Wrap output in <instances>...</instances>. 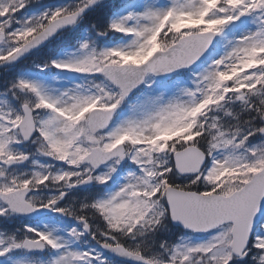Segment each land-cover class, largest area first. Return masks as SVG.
I'll return each mask as SVG.
<instances>
[{"label": "snow or ice", "instance_id": "snow-or-ice-1", "mask_svg": "<svg viewBox=\"0 0 264 264\" xmlns=\"http://www.w3.org/2000/svg\"><path fill=\"white\" fill-rule=\"evenodd\" d=\"M0 264H264V0H0Z\"/></svg>", "mask_w": 264, "mask_h": 264}]
</instances>
